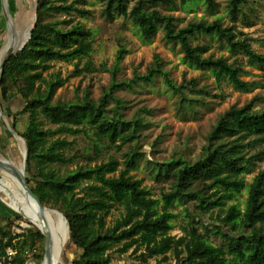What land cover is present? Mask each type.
I'll return each instance as SVG.
<instances>
[{
	"label": "trees",
	"instance_id": "16d2710c",
	"mask_svg": "<svg viewBox=\"0 0 264 264\" xmlns=\"http://www.w3.org/2000/svg\"><path fill=\"white\" fill-rule=\"evenodd\" d=\"M102 1L105 3L104 14L110 20L120 16L132 20L146 43L153 41L162 30L167 42L181 45L185 61L197 68L211 70L219 84L226 81L241 91H251L261 84L242 78L248 70L239 60L230 61L227 56L216 57L213 53L205 56L210 42L194 44V40L204 36L216 39L231 52L242 53L249 64L264 74V53L253 46L255 38L240 29L237 23L242 16H248L244 8L255 10L253 5L259 0H231L230 10L226 13L232 18V24H226L225 17L218 15L212 21L207 17L190 20L182 27L179 26L181 17L165 11L179 5L191 8L202 1L207 4V10L216 12L219 2ZM37 8L38 20L32 37L23 49L6 59L0 86L3 100L10 103V110H5L10 125L27 143L29 183L46 205L59 209L69 220L65 263L72 245H76L81 252L72 264H114L116 256L130 249L134 254L142 251L140 256L145 261L149 256L166 255L173 250L182 264H264V168L259 169L252 181L246 179V174L260 167L264 155V108H255L262 96L257 95L243 106L233 105L221 113L198 155L176 151L169 158L147 159L156 179L170 184V190L157 197L144 185L143 179L130 172L138 158L145 155L136 145L142 140V128L149 124L148 120L141 114L126 117L120 110L123 101L116 95V90L133 86L142 79L152 82L162 75L170 89L180 95V110L193 115L199 113L197 104L205 102L200 95L211 93V90L200 86L197 77L186 79L187 84H177L165 69L162 56L156 54L147 72L136 71L127 81L114 80L98 100L89 91L75 100L56 99V91L65 83V78L58 72L45 74V71H49L54 61H74L76 58L78 70H95L93 51L97 31L82 22L74 24L72 18L49 19L58 12L73 15L74 10L80 11L74 3L38 0ZM128 52L125 47L119 49L112 70L114 76L121 70L120 62ZM84 60L85 65L80 67ZM188 89L199 96L190 94ZM18 97L25 100L23 112L29 116L24 130L19 129V111H14L11 104ZM112 103L115 104L113 114L108 109ZM144 110L153 111L146 107ZM45 118L57 126H46ZM60 131L95 134L98 138L96 153L114 145L121 149L129 144L126 167L116 174L120 160L113 155L108 161L79 165L64 173L59 171L53 166L55 163L78 160V155L65 152L72 141L60 136L53 138ZM87 157L94 158L92 154ZM244 190L248 197L242 208L238 201ZM230 201L233 202L228 206ZM187 203L197 207L204 217L188 214L190 233L173 235L174 221L179 217L173 208ZM115 210L119 214L111 222L109 215ZM215 213L217 216L214 217ZM20 215L29 223L27 226L19 225V229H14L15 221L12 220V227L8 229L0 222V256L12 246L18 252L17 258L24 261L30 254L28 251H33L38 241L45 239V244L34 253L36 264H43L46 236L38 225ZM205 215H210V220H206ZM213 236L223 237L224 241L216 243Z\"/></svg>",
	"mask_w": 264,
	"mask_h": 264
},
{
	"label": "rangeland",
	"instance_id": "374dc122",
	"mask_svg": "<svg viewBox=\"0 0 264 264\" xmlns=\"http://www.w3.org/2000/svg\"><path fill=\"white\" fill-rule=\"evenodd\" d=\"M217 1L219 5L216 12L207 10V4L202 1L198 5H192L191 8H184L182 5H179L178 8L166 10L165 12H171L181 17L182 20L179 22V26L181 27L186 25L190 20H199L207 17L212 21L218 15L225 17L226 24H232V18L226 13L230 10L231 0ZM9 2L10 8L14 10L22 25L31 20L34 6L33 0H9ZM63 3H74V7H78L80 11L74 10L73 15L58 12L50 16L49 19L72 18L74 19V24L82 22L86 27H92L97 31L95 50L93 51V59L97 68L93 71L88 69L80 71L77 68V58L74 61H54L49 71H45V74L58 72L65 78V83L56 91V99L75 100L78 97H82L85 91H89L91 96L98 100L114 80L119 82L123 80L127 81L134 77L136 71L140 73L147 72L154 62L156 54L162 56L165 61V69L170 72L171 77L177 84H187L186 79L197 77L200 86H207L211 90V93L200 95V98H203L205 102H199L197 104L199 113L195 115L193 113L184 114L180 110V95L170 89L162 75H158L152 82L142 79L133 86H122L116 90V95L123 101V106H121L120 110L126 117L131 118L137 114H141L148 120L149 124L142 128V140L136 145L145 155L138 158L136 165L130 168V172L135 177L143 179L144 185L150 187L154 191L155 196L160 197L163 191L170 190V184L169 182H160L156 179L152 166L147 159L169 158L176 151L186 152L187 155L196 156L206 144L207 136L219 115L225 110L233 105L243 106L253 100L257 95L262 96V99L256 102L255 108H264L263 71L249 64L242 53L235 54L231 52L218 40L204 36L194 40V44H197L199 41H208L211 43V47L204 53L205 56L213 53L216 57L222 55L227 56L230 58V61L239 60L245 69L248 70L243 73L242 78L256 81L257 83H261L260 85L258 84L251 91H241L226 81L219 84L211 70L197 68L185 61V52L182 50L181 45L167 42L162 30L153 41L146 43L141 39L139 31L132 20L126 19L124 16L110 20L104 14L105 3L102 0H58V4ZM253 6L255 10H249L247 6L244 8L248 12V16H242L238 19L237 23L240 29L255 38L253 46L259 52L264 53V0H259ZM2 8L3 3L0 0V47L8 41L9 36L8 24H6L5 14ZM84 11H90V13L87 14ZM121 47H125L129 52L125 54L120 62L121 70L117 73V76H114L112 70L116 64L117 53ZM85 61L80 62V67L85 65ZM1 71L2 67L0 74ZM189 92L195 95V97L199 96L194 90H189ZM2 95L3 92L0 86V147L2 149L4 148L8 155L20 159V162L24 164L27 143L18 131L10 125V121L5 114V110H10V103H6ZM11 104L14 111H19V129H26L29 116L23 112L25 100L22 97H18ZM114 105L112 103L108 106L112 114L114 113ZM145 107L153 111L148 113L144 110ZM45 119L47 121L46 126L53 128L57 126V124L52 123L47 118ZM59 136L72 141L70 147L65 149L66 154L78 155V160L75 163H55L53 165L63 173L67 169H72L79 165H94L108 161L113 155L120 160V166L115 172L116 174H119L126 167V153L130 149L129 144H126L121 149L114 145L105 148L101 153H96L95 145L98 142V138L93 133L60 131L53 138L56 139ZM13 138L14 142H12ZM117 143H121V141ZM90 154L94 158H88L87 155ZM259 164L260 167L257 170L246 174L248 181H252L259 169L264 168V155L263 160ZM0 175L5 176L1 171ZM247 197L248 192L244 190L240 194L238 201L242 208L246 206ZM232 202L230 201L228 206ZM173 210L179 213V217L174 221L175 227L171 231V234L177 236L190 233L188 224L190 217L188 214L192 213L197 218L203 216L199 212V209L192 203H187V205L178 204ZM118 214L119 212L115 210L114 213L109 215V220L112 222ZM8 216L11 219L9 217L7 220L1 219L2 223L7 221L5 224L8 226V229L12 227V220L15 221V226H21L24 225L23 223H27L21 218L20 214L18 215L13 211L12 215ZM215 216H217V213L214 214ZM205 219L210 220V215H205ZM202 230L205 231V228L202 227ZM212 239L216 243L224 241L223 237L220 236H213ZM43 244H45V239L39 240L38 245L33 248V251H28L36 263L37 260L34 258V253H37ZM132 251L133 249H130L116 256L114 264H182L173 250L166 255L149 256L147 261L140 256L142 251L138 252V254H134ZM80 252V248L72 245L68 252L70 257L65 264H72V261L79 256Z\"/></svg>",
	"mask_w": 264,
	"mask_h": 264
},
{
	"label": "bare ground",
	"instance_id": "6f19581e",
	"mask_svg": "<svg viewBox=\"0 0 264 264\" xmlns=\"http://www.w3.org/2000/svg\"><path fill=\"white\" fill-rule=\"evenodd\" d=\"M33 15L28 23L22 25L14 10L10 8L9 0H2L3 11L5 14L6 24H11V31L8 33V41L0 47V69L3 61L15 50L21 47L30 37V30L35 19L36 0H33ZM4 150V149H3ZM5 152V150H4ZM7 154V152H5ZM18 164L19 168L24 170V164L20 162V159L12 157ZM0 171L5 174L0 175V196L7 201L8 204L22 211V215L28 218L32 223L38 225L41 224V219L37 214V210L40 209L39 202L34 199L24 190V186L20 178L15 174L14 164L0 152ZM11 210L18 212L16 209ZM46 214L45 224L49 231L47 238L49 245L55 244L53 262L52 264H65L64 249L65 245L70 237L69 223L65 217L60 213L59 209L52 208L48 205L44 208ZM20 213V212H18ZM45 263L48 264V254L45 250Z\"/></svg>",
	"mask_w": 264,
	"mask_h": 264
},
{
	"label": "water",
	"instance_id": "95a60500",
	"mask_svg": "<svg viewBox=\"0 0 264 264\" xmlns=\"http://www.w3.org/2000/svg\"><path fill=\"white\" fill-rule=\"evenodd\" d=\"M3 4L6 6L5 3H3ZM37 6H38V0H36L35 19H34L33 24L31 26L30 37L28 38V40L21 47H19L15 51H13L9 56H11L13 53L18 52L20 49H23L27 45V43L29 42V40L31 39L33 30L35 29L36 24H37V20H38V8H37ZM10 31H11V24H8V33ZM6 59L2 63V69H3V66L5 64ZM0 152L3 153L14 164V168H15V171L14 172L20 178V180L22 181V184L24 186V190L33 198V200L36 199L39 202L40 209L37 210V214L39 215V217L41 219V224H38V226L41 228V230L45 234V236H46V242L48 244L47 238H48V236H49L50 233H49L48 228H47V226L45 224L46 214H45L44 208L46 207V204L41 200V198L39 197V195L34 191L33 187L29 183L28 174H27V150H26V154H25V163L23 165L24 166V170L20 169L19 166H18V164L14 161V159L10 155L6 154L1 147H0ZM0 198L5 202V204L9 205L13 209H16L18 212H20V214L22 213L21 210H19V209L13 207L12 205L8 204L7 201H5L1 196H0ZM60 213L65 217V219L69 223V220L65 216V214L63 212H61V211H60ZM26 224H28V223H26ZM69 226H70V224H69ZM54 249H55L54 241H53L52 244L49 245V249H47V245H46V251H47V254H48V264H52V262H53V255H54V252H55ZM45 258H46V256H45ZM44 263H45V259L43 261V264Z\"/></svg>",
	"mask_w": 264,
	"mask_h": 264
},
{
	"label": "built area",
	"instance_id": "2783aa9c",
	"mask_svg": "<svg viewBox=\"0 0 264 264\" xmlns=\"http://www.w3.org/2000/svg\"><path fill=\"white\" fill-rule=\"evenodd\" d=\"M25 225L27 224L25 223ZM17 228H19V226H17ZM17 253L18 252L14 247L8 246L5 253L0 256V264H36V261L31 256V253L24 261L17 258Z\"/></svg>",
	"mask_w": 264,
	"mask_h": 264
},
{
	"label": "crops",
	"instance_id": "0c3cea01",
	"mask_svg": "<svg viewBox=\"0 0 264 264\" xmlns=\"http://www.w3.org/2000/svg\"><path fill=\"white\" fill-rule=\"evenodd\" d=\"M11 212V213H10ZM12 215V211L11 209L7 206V204H5V202L0 198V222L2 223L1 219H5L7 220V218L9 217L8 215ZM7 223V221L5 222ZM5 223H3L4 225H6ZM25 225V223H23ZM28 225V224H27ZM26 226V225H25ZM14 229H19L17 228V226H13Z\"/></svg>",
	"mask_w": 264,
	"mask_h": 264
}]
</instances>
